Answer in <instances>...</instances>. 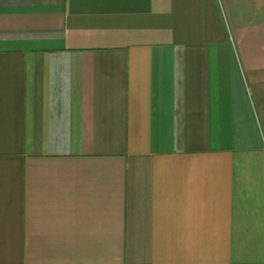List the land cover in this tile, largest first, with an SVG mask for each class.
Listing matches in <instances>:
<instances>
[{
    "label": "crops",
    "instance_id": "0c3cea01",
    "mask_svg": "<svg viewBox=\"0 0 264 264\" xmlns=\"http://www.w3.org/2000/svg\"><path fill=\"white\" fill-rule=\"evenodd\" d=\"M0 264H264V0H0Z\"/></svg>",
    "mask_w": 264,
    "mask_h": 264
}]
</instances>
